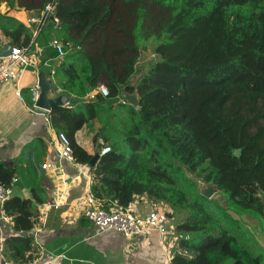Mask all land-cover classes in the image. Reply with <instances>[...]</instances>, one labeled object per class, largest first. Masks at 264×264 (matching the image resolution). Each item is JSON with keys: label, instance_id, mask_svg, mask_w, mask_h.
<instances>
[{"label": "trees", "instance_id": "16d2710c", "mask_svg": "<svg viewBox=\"0 0 264 264\" xmlns=\"http://www.w3.org/2000/svg\"><path fill=\"white\" fill-rule=\"evenodd\" d=\"M54 1L60 27L43 37L71 44L54 81L75 103L54 107L50 122L68 136L77 165L93 158L77 141L85 126L97 125L94 143L111 144L90 167L100 208L128 211L146 200L168 207L169 219L186 211L171 264H264V0H0L8 7L0 42L29 47L32 33L9 13L39 14ZM149 45L155 57L128 87L140 107L117 104ZM102 85L109 96L86 98ZM185 169L216 186L227 208L181 189L182 181L195 187ZM16 177V166L0 162L6 187ZM31 193L13 194L2 208L12 219L2 250L11 264L40 255L32 231L45 200L38 183ZM243 217L255 221L254 232Z\"/></svg>", "mask_w": 264, "mask_h": 264}, {"label": "crops", "instance_id": "0c3cea01", "mask_svg": "<svg viewBox=\"0 0 264 264\" xmlns=\"http://www.w3.org/2000/svg\"><path fill=\"white\" fill-rule=\"evenodd\" d=\"M0 12H8L6 4L1 5ZM9 14L21 19L37 16V13L23 10H12ZM1 37V42L9 43ZM50 42L42 35L32 47L30 66L24 77L0 84V162L17 167V180L13 181L12 188L14 195L31 198V189L38 183L42 190L40 196L45 200L38 207L39 218L33 229L37 233L34 238L40 253L34 264H45L50 256L61 255L66 259H58L54 264H170L177 248L175 219L168 218L166 234L150 230L129 239L114 231L99 233L83 217L79 205L82 197L91 190V169L61 157L59 132L52 127L51 112L41 114L36 108L40 77L51 81L62 60ZM52 84L50 97L60 96L56 93V83ZM61 95L68 99L63 106L75 100L69 90H63ZM97 132L95 124L85 126L77 134L78 143L92 155L97 148H102L101 138L93 142ZM43 165H48V169H43ZM145 201L134 203L130 210L139 215L149 213L152 205ZM251 225H255V221ZM257 232L258 241L264 248V232L260 229ZM12 235V219L6 217L0 206V264H9L2 250L4 241Z\"/></svg>", "mask_w": 264, "mask_h": 264}, {"label": "built area", "instance_id": "2783aa9c", "mask_svg": "<svg viewBox=\"0 0 264 264\" xmlns=\"http://www.w3.org/2000/svg\"><path fill=\"white\" fill-rule=\"evenodd\" d=\"M55 13L56 3L54 1L49 3L37 16L23 17L22 19L20 17L17 18L32 33V41L29 47L26 48L14 46L11 54L6 57L1 55L2 48L6 43L0 42V84L19 81L24 77L30 66L31 50L34 44L42 37L43 32L48 26L52 25L55 30L60 27L59 19L56 17ZM50 46L59 58H64L68 54L71 44L64 43L54 36L53 40L50 42ZM52 80V83H55L54 73ZM55 89L58 95H61L63 92L60 87H56ZM96 93L109 96V89L102 85L86 97L93 99ZM17 95L22 99L19 92H17ZM122 102L127 104L123 99ZM58 140L61 157L67 161L74 162L73 149L68 136L61 132L58 134ZM100 143L102 145L100 149V156L102 158L110 153L112 148L111 146L105 145L102 139ZM48 167V165H43V169L47 170ZM12 195L13 189L6 187V185L0 181V206L2 208L4 203L9 200ZM79 207L83 217L92 223L99 233L114 231L132 239L138 235L146 234L150 230H156L160 234H166L168 232V217L166 213L162 211H150L147 214L139 215L131 210H105L100 208L99 202L93 196L91 190L82 197ZM36 234V230L35 232L32 231L33 237ZM58 259H66V257L64 255L58 257L50 256L45 264H54Z\"/></svg>", "mask_w": 264, "mask_h": 264}, {"label": "water", "instance_id": "95a60500", "mask_svg": "<svg viewBox=\"0 0 264 264\" xmlns=\"http://www.w3.org/2000/svg\"><path fill=\"white\" fill-rule=\"evenodd\" d=\"M13 48L14 46L11 43L5 44L4 47L2 48L1 55L4 57L10 55ZM137 82H135V77H134L127 87L122 88L121 98L125 100V102L128 105L138 109L140 107V101H141L138 92L136 90L133 93H130L128 91V87H135L137 85ZM39 87H40V93L36 103V108L39 113L43 114L45 113V111L51 112L54 107L63 106L68 102L67 97L64 95H60L55 98L50 97L49 94L53 89L52 81L40 77ZM69 102L71 104L75 103L74 100H71ZM100 160H101L100 149L97 148L95 150L92 160L90 161V167L93 169L96 168ZM184 173L185 176L191 181V183L197 188V191L200 196L208 200H213V199L217 200L221 205H223V207L227 208L226 202L221 198V195L218 189L216 188V186L205 182L204 180L198 178L197 176H195L186 169L184 170ZM260 196L262 198V201L264 202V192H261Z\"/></svg>", "mask_w": 264, "mask_h": 264}, {"label": "rangeland", "instance_id": "374dc122", "mask_svg": "<svg viewBox=\"0 0 264 264\" xmlns=\"http://www.w3.org/2000/svg\"><path fill=\"white\" fill-rule=\"evenodd\" d=\"M54 36L56 37L55 34H54ZM152 57H155V55H154L152 46L149 45V49L143 52L142 57H141V60H140V62L138 64V72H137V74L135 76V82H137L140 79V77L146 72V70L149 67V62L151 61V58ZM61 59H63V58H61ZM110 134H112V133H110ZM112 139H113V141H115L116 140V136L113 135L112 136ZM104 144H105V142H104ZM105 145L111 146V144H105ZM179 187L181 189L187 190V191L188 190H192V191L197 190V188L193 187L189 183H186L185 181L180 182L179 183ZM147 205H152V204L149 203V202H147ZM151 207H152V209L149 208L148 209L149 211H162V212H164L166 214L169 211V208L168 207H162L160 205H152ZM160 207L163 208V209L161 210ZM175 215H176L175 222L178 223L179 221H181L183 218L186 217L187 212L186 211H179V212H176ZM236 218H238V219L241 220V216H237L236 215ZM262 219H264V218H262ZM243 220H245V223L247 224L248 229L251 230V231H253V227L250 224V220L251 219L249 217H245V218L243 217Z\"/></svg>", "mask_w": 264, "mask_h": 264}]
</instances>
